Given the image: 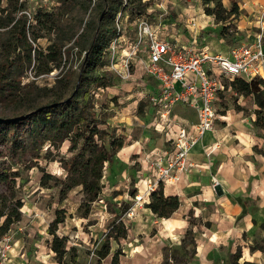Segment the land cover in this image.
Listing matches in <instances>:
<instances>
[{
  "label": "trees",
  "instance_id": "1",
  "mask_svg": "<svg viewBox=\"0 0 264 264\" xmlns=\"http://www.w3.org/2000/svg\"><path fill=\"white\" fill-rule=\"evenodd\" d=\"M202 1L205 13L213 15L215 21L221 24L220 34L229 42L235 41L236 37L231 27L234 25L232 20L241 14L238 0H232L230 7H226L223 0ZM77 3L84 10H88L94 3L97 17L86 22L84 30L74 44L82 55L76 82H71L70 73L60 77L53 87L45 89L44 96L51 99L35 108L32 105L33 101L25 100L21 96L24 88L30 86V84L22 83L24 72L34 64L32 70L35 76L46 75L62 64L64 45L55 40L46 47H42L38 44V40L57 30L60 23L56 14L63 9L73 10ZM147 7L148 3L142 0H59V5L54 11L49 12L39 8L30 18L24 13L27 10L25 1L6 0V4H3L0 0V29L5 31V39L0 44L2 57H4L0 61V100L13 98L17 102L21 101L20 103L27 102L32 109L30 111H35L34 114L19 122L32 124L29 135L34 144L42 145L48 141L50 145L59 146L62 142L68 141V151L71 155L61 158L62 166L67 171L66 177L46 173L41 183L49 186L51 180H54V184L60 185L61 196H65L76 186H82L84 200L80 208H84V216L90 213L92 203L101 199L100 196L106 185L104 182L106 164L111 165L116 160L118 152L126 143V136L117 133V128L112 126L107 118L101 117L95 109L91 85L110 87L116 83L117 75L108 67L110 46L118 35V13L122 12L124 15L125 11H129L131 18L135 20L147 12ZM230 87L232 91L241 95L253 96L257 106L254 126L264 130V79L259 76L246 80L237 76L232 79ZM40 107L43 108L37 110ZM19 123H0V142L7 144L8 155H14L23 145L16 132V126ZM254 150L264 155V150L258 145L254 147ZM17 176H19L18 171L0 169L2 183H14ZM136 193V190L131 191L132 196ZM0 198L7 199L3 195H0ZM180 206V196L166 194L162 182L151 192L149 201L146 203V207L159 218L171 217ZM22 207L21 200L0 206V219L5 217L0 223V235L6 234L13 224L21 220ZM127 209L128 206L123 207L120 213L116 214L119 219L113 221L101 246L95 250L100 260L110 256L109 264H121L122 250L112 251V248L114 241L119 242L121 238L125 239L128 236L129 227L125 220L120 219ZM190 216L192 217V213ZM67 217L66 209H57L55 218L48 227V233L52 235L50 248L55 252L59 263H64L67 254L75 248L69 246L67 235L58 233L59 226L66 221ZM193 226L194 222L190 219V226L185 232L189 241H185L182 246V254L191 255V257L195 255L197 246ZM188 243L192 248L191 253L187 251ZM250 248L254 251L264 247L251 245ZM71 257L73 262L77 261L76 254ZM241 257L242 250L238 247L232 253L230 264H258L249 260L240 261ZM170 259L172 264H185V259L178 260L177 257Z\"/></svg>",
  "mask_w": 264,
  "mask_h": 264
},
{
  "label": "rangeland",
  "instance_id": "2",
  "mask_svg": "<svg viewBox=\"0 0 264 264\" xmlns=\"http://www.w3.org/2000/svg\"><path fill=\"white\" fill-rule=\"evenodd\" d=\"M23 1L26 2L27 6V10L25 11H30L31 13H34L39 8L52 12L59 5V0ZM142 2L148 3L147 12L144 15L152 22H156L154 17L160 15L164 7L168 10L169 17L176 18L177 13L172 2L166 0H142ZM2 3L6 4V0H2ZM161 3H166V5L164 6ZM56 15L59 17V27L53 33L46 34L45 37L40 38L38 44L46 47L55 40L63 44L64 58L62 64L51 73L40 76H35L32 70L34 64H32L29 69L25 68L26 71L23 76L22 83L24 85L30 84V86L24 88L21 96L25 100L33 101L32 105L35 108L51 99L44 96L46 93L45 89L46 87H53L60 77L70 73L72 75L70 76L71 82H76V74L78 73V66L82 55H80L79 49L74 47V44L79 34L84 30L86 22L97 17V11L95 10L94 3L91 4L88 10H84L77 3V6L73 10L67 11L63 9ZM131 17V13L125 11L121 19L125 29L122 45L118 48L120 52L129 48L136 41L137 25ZM235 30L236 26L233 25L231 31L236 40L229 42L230 46L241 38L235 33ZM4 39L5 31L0 29V44ZM3 58L0 49V61ZM139 58L140 56L130 64L131 75L128 78H121L115 72V69L109 65L108 68L117 75L116 83L110 87H97L96 84L91 85V94L95 102L94 106L101 117L108 118L112 112L116 113L119 108L136 101L139 96H135V92L142 88V90L146 91V96L138 102L139 116L147 120L143 105L149 102L150 89H143L144 84L140 81L145 80L147 74L143 69V64L140 62L142 60L139 61ZM122 66V61H118L116 67L123 71ZM231 81V79L223 77L226 87L216 104L219 116L215 124L218 122V119H223L221 116L228 113L234 115L239 111H242L243 116L255 117L256 119L257 106L253 96H244L231 91L229 87ZM72 87H74L73 84ZM130 94L133 96H129ZM20 102H17L13 98L11 100H0V116L13 117L29 112L31 109L29 104L27 102ZM177 108L175 107L174 112H178ZM189 112L190 116L194 117V111L190 110ZM31 125L19 123L16 126V132L20 136L23 145L17 149L14 155H8L7 144L0 142V169L5 168L11 171H18L19 173L14 183L9 182V184H6L0 182V195L7 197L6 200L0 198V206L5 205V203L13 204L17 200L23 202L21 220L13 224L6 234L0 235V264H109L111 257L109 256L106 259L100 260L95 250L101 246L113 221L117 218L119 219L116 214L120 213L123 207L128 206L127 211L122 214L120 219L126 221L128 227H130L129 233L132 234L131 228L133 226L131 219L138 210L142 209L143 211L147 203L139 204L133 214H128L130 206L134 204L131 191L138 190L135 186V180L130 178L124 182L117 181L120 180L118 177L116 178V182H114L115 179L113 181V178H111L113 176H110V172L108 171L110 165L108 166L107 163L104 178L106 185L100 196L101 199L99 198L94 201L91 205L90 213L84 216V208H80L84 200L82 186H76L65 196H61L60 185L54 184V180H51L49 186H44L41 183V179L46 173H51L57 177H66L67 171L62 166L61 158L71 155L68 151V141L62 142L59 146L50 145L48 141L42 145H36L29 135ZM258 130L264 137V130ZM258 147L264 150V142L261 146L258 145ZM209 150H211V147L206 149V153ZM60 208L66 209L68 217L59 226L58 233L60 235H67L69 237V246L75 247L67 254L64 263L58 262L55 252L50 248L52 235L48 233V227L55 218V212ZM4 218L0 219V223L3 222ZM191 220L194 224L198 223V219L194 216L191 217ZM145 223L136 230L137 235L127 236L125 239L121 238L119 242L114 241L112 251L121 249L123 253L120 257L121 264H141L139 261L141 257L143 259L142 264H172L171 257H177L178 260L185 259V264H188L193 256L182 254V246L185 244V241H189L186 235H183L178 240L174 239V241H166L164 238L159 240L158 236L155 235L158 230L156 226L160 224L159 217L153 215V218L149 220L145 219ZM263 230L264 223L260 229L252 233H245L244 235H252L244 237L246 243H249L250 246L257 245L264 247V238L260 237ZM188 244L187 251L191 253L192 248L190 243ZM238 247H241L242 250L240 261H244V249L242 246ZM144 250L146 251L145 253ZM75 254L77 255V261L73 262L71 256ZM186 260H188L187 263ZM231 260L232 254L230 253L221 264H230Z\"/></svg>",
  "mask_w": 264,
  "mask_h": 264
},
{
  "label": "crops",
  "instance_id": "3",
  "mask_svg": "<svg viewBox=\"0 0 264 264\" xmlns=\"http://www.w3.org/2000/svg\"><path fill=\"white\" fill-rule=\"evenodd\" d=\"M166 1L174 4L177 13L176 18L169 17L168 10L163 8V24L167 27L165 35L173 42L228 54L230 45L220 34L221 24L213 15L205 13L202 0ZM231 2L223 0L226 7H230ZM238 2L241 14L232 22L236 26L235 33L241 38L234 44L255 43L262 35L264 48V30L259 21L264 20V0ZM260 77L264 79V68ZM140 81L144 84L143 89H150V95L158 92L159 84L153 77L147 75ZM135 93L139 96L136 101L112 112L107 118L118 133L126 136L124 147L108 171L114 182L118 177L120 180L117 181L123 182L133 178L138 192L146 188L147 180L153 179L149 170L151 161L165 158L171 150L170 138L176 125L163 127L159 122L160 110L149 98V102L143 105L147 120L140 117L138 102L146 96V91L141 88ZM175 107H178L175 112L178 123L198 120L190 106L177 104ZM190 110L194 111V117L190 116ZM241 112L221 116L223 119H218L214 128L193 148L190 158L196 166L183 174L179 182L164 183L165 193L178 194L181 206L171 217L159 218L155 235L159 240H178L189 228L192 213L198 219L193 226L197 246L188 264H221L237 246L243 247L244 260L264 264V248L253 251L244 239L252 236L245 233L260 229L264 223V155L254 150L256 145L263 144L264 137L254 126L255 117L243 116ZM208 147H211L209 156L206 155ZM153 215L146 206L143 211L138 210L131 219L133 233L128 236L137 235L136 230ZM260 237L264 238V230ZM139 261L143 263L142 257Z\"/></svg>",
  "mask_w": 264,
  "mask_h": 264
},
{
  "label": "built area",
  "instance_id": "4",
  "mask_svg": "<svg viewBox=\"0 0 264 264\" xmlns=\"http://www.w3.org/2000/svg\"><path fill=\"white\" fill-rule=\"evenodd\" d=\"M25 13L32 18L30 11ZM123 16L122 12L118 13V35L110 46V66L126 79L131 75L130 64L140 56L145 73L159 84L158 92L149 95L150 102L160 110L159 122L165 128L176 125L170 138L171 150L165 158L151 161L149 170L153 179L147 180L146 188L132 197L134 204L128 211L131 215L139 204L149 201L151 192L161 182H179L183 174L196 166L190 154L203 136L214 128L219 116L216 104L226 87L223 77L231 80L237 76L246 80L259 77L264 68V48L262 35L255 43L231 45L228 54L178 45L165 35V14L161 13L156 17V22L145 15L135 19L136 41L129 48L121 50V54L118 48L124 38ZM259 21L264 30V20L261 18ZM120 60L123 71L116 67ZM177 104L193 108L198 120L178 123L174 112ZM210 154L211 150L206 153L207 156Z\"/></svg>",
  "mask_w": 264,
  "mask_h": 264
},
{
  "label": "water",
  "instance_id": "5",
  "mask_svg": "<svg viewBox=\"0 0 264 264\" xmlns=\"http://www.w3.org/2000/svg\"><path fill=\"white\" fill-rule=\"evenodd\" d=\"M42 108L43 107H40L37 110H41ZM34 113H35V111H30V112H27L25 114L13 116V117H3V116H0V123H19L20 121L28 118L29 116H31Z\"/></svg>",
  "mask_w": 264,
  "mask_h": 264
}]
</instances>
